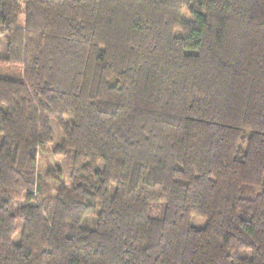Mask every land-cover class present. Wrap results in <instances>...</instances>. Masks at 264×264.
Masks as SVG:
<instances>
[{"label":"trees","instance_id":"trees-1","mask_svg":"<svg viewBox=\"0 0 264 264\" xmlns=\"http://www.w3.org/2000/svg\"><path fill=\"white\" fill-rule=\"evenodd\" d=\"M0 34V264H264V0H0Z\"/></svg>","mask_w":264,"mask_h":264},{"label":"rangeland","instance_id":"rangeland-1","mask_svg":"<svg viewBox=\"0 0 264 264\" xmlns=\"http://www.w3.org/2000/svg\"><path fill=\"white\" fill-rule=\"evenodd\" d=\"M23 4H21L20 10V22L23 20ZM6 47H7V40L5 35L0 34V76H9V77H17L19 76L18 69L15 67L8 66L2 62V59L6 56ZM58 135L55 133L54 135V143L57 142ZM54 143L48 145L47 149L43 152H39L37 155L36 161V171L40 175H48L45 181L48 183L50 187L56 186V181H54L52 176L59 175L60 177L64 178V176L68 172V163L62 158H59L54 155L53 153V146ZM157 205V206H156ZM154 204L149 209V214L153 216L159 217L161 215V204ZM86 225L89 227H94V222L92 218H87L85 221ZM205 220L201 217L192 216L190 219V223L192 225L201 226L203 225ZM19 239V229L13 236L14 241H18ZM229 252L232 255H239V256H248L250 251L247 250H235L230 249Z\"/></svg>","mask_w":264,"mask_h":264}]
</instances>
